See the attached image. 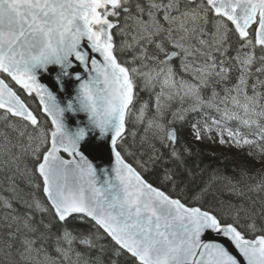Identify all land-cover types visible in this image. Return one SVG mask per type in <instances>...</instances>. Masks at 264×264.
<instances>
[{
    "label": "snow or ice",
    "instance_id": "obj_1",
    "mask_svg": "<svg viewBox=\"0 0 264 264\" xmlns=\"http://www.w3.org/2000/svg\"><path fill=\"white\" fill-rule=\"evenodd\" d=\"M0 264H264V0H0Z\"/></svg>",
    "mask_w": 264,
    "mask_h": 264
},
{
    "label": "trees",
    "instance_id": "obj_2",
    "mask_svg": "<svg viewBox=\"0 0 264 264\" xmlns=\"http://www.w3.org/2000/svg\"><path fill=\"white\" fill-rule=\"evenodd\" d=\"M202 147H204L205 150H211V149L208 148V146H202ZM215 150H216L217 152H223L225 155H227V156H229V157H231L232 155H234L233 153H229V152H227V150H224V149H219V148H217V149H215ZM205 162L207 163L208 161L205 160Z\"/></svg>",
    "mask_w": 264,
    "mask_h": 264
}]
</instances>
